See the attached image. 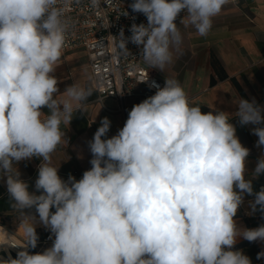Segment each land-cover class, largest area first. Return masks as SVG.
Returning <instances> with one entry per match:
<instances>
[{
  "label": "clouds",
  "instance_id": "obj_1",
  "mask_svg": "<svg viewBox=\"0 0 264 264\" xmlns=\"http://www.w3.org/2000/svg\"><path fill=\"white\" fill-rule=\"evenodd\" d=\"M227 3L134 0L129 7L147 24L133 23L130 37L122 29L113 38L124 55L129 41L142 45L143 62L164 72L172 49L183 43L177 17L183 12L180 25L204 37ZM100 4L91 0L93 8ZM66 11L60 0H0V176L24 217L26 237L25 250L0 264H252L242 250H232L240 238L264 242V225L241 229L234 220L244 193L255 196L253 211L259 205L264 212V187L253 193L245 178L250 150L229 122L232 114L202 113L174 78H165L162 88L153 81L155 94L134 105L111 138H104L111 121L101 120L89 141L92 167L81 179L58 175L51 154L65 136L61 124L69 126L92 95L72 84L58 98L60 82L52 73L70 28ZM237 107L240 125H255L256 146H264V107L242 98ZM32 158L41 160L39 195L18 169ZM261 173L264 156L251 175ZM32 208L55 236L43 253L27 250L38 241L36 217L23 211Z\"/></svg>",
  "mask_w": 264,
  "mask_h": 264
},
{
  "label": "crops",
  "instance_id": "obj_2",
  "mask_svg": "<svg viewBox=\"0 0 264 264\" xmlns=\"http://www.w3.org/2000/svg\"><path fill=\"white\" fill-rule=\"evenodd\" d=\"M183 15L182 12L176 20L183 43L178 49H172L173 62L164 72L146 65L163 86L165 78L178 80L190 104L200 105L202 113L220 110L232 114L229 122L236 127V135L241 144L250 150L246 158L245 178L251 179L253 193L259 192L264 187V173L255 178L251 174L258 160L264 156V146H256L258 137L252 132L256 126H241L234 114L238 111L237 103L240 98L249 101L254 99L264 107V0H229L221 13L213 19L212 29L204 37L198 36L194 28L180 25ZM55 71L62 72L56 76L60 82L58 98L72 84L92 89V95L83 102L82 111L74 112L69 126L61 124V131L65 136L51 154V165L58 168V175L63 180L67 181L70 175L79 180L92 167L89 141L100 127L101 120L107 117L111 121L110 130L104 137L111 138L123 128L132 107L152 95L144 97V87L136 84L135 93L125 97L122 102L113 97L98 100L90 85L87 57L80 49L62 52ZM42 110L48 114L47 109ZM40 163L39 158H32L18 164L20 179L29 185L30 192H36L35 181ZM36 194L39 195L40 192ZM254 199V195H243V203L234 217L241 229L264 225V212L260 211L259 205L256 206L258 215L250 207V202ZM23 211L26 215L38 217L35 208ZM244 211L248 214L245 215ZM0 217L11 222L24 221L21 213L12 207L6 177L2 176ZM232 250H242L252 264H264V258L257 259V254L264 251L262 241L249 242L240 238Z\"/></svg>",
  "mask_w": 264,
  "mask_h": 264
},
{
  "label": "built area",
  "instance_id": "obj_3",
  "mask_svg": "<svg viewBox=\"0 0 264 264\" xmlns=\"http://www.w3.org/2000/svg\"><path fill=\"white\" fill-rule=\"evenodd\" d=\"M60 2L62 5L67 4L66 16L71 22L62 52L77 49L85 52L90 85L98 100L113 97L122 102L125 97L135 93L136 84L144 87V97L157 91L155 87H150L153 81L163 87L162 82L143 62L140 56L142 45L137 46L129 41L127 48L130 55H124L113 38L118 37L122 29L124 36L130 37L133 23L147 24L144 14L135 13L129 7L134 0H109L107 3L101 0L97 8L92 7L91 0ZM125 11L127 16L123 15ZM253 212L258 215L257 210ZM243 213L248 214L247 211ZM13 226V222L0 217V262L8 260L9 257L15 259L19 251L25 250L23 246L26 244V238L21 237L18 227L14 229ZM27 250L30 251V246Z\"/></svg>",
  "mask_w": 264,
  "mask_h": 264
},
{
  "label": "rangeland",
  "instance_id": "obj_4",
  "mask_svg": "<svg viewBox=\"0 0 264 264\" xmlns=\"http://www.w3.org/2000/svg\"><path fill=\"white\" fill-rule=\"evenodd\" d=\"M61 73H62L61 71H54L52 75L56 77ZM21 223H22L21 220H16V222H13V225H14L13 227L14 229L18 227L19 232H21L23 236H25L24 224L21 225ZM35 229L38 235V240H40L41 242L37 243V246L35 248L30 247V251H29L30 254L43 253L46 249L52 246L53 241L55 239V236L50 232V230L47 229L42 223L39 222V217H36ZM42 235H46L47 237L42 239L41 237Z\"/></svg>",
  "mask_w": 264,
  "mask_h": 264
},
{
  "label": "bare ground",
  "instance_id": "obj_5",
  "mask_svg": "<svg viewBox=\"0 0 264 264\" xmlns=\"http://www.w3.org/2000/svg\"><path fill=\"white\" fill-rule=\"evenodd\" d=\"M24 224V221L21 223V225H23ZM18 234L21 236V237H25V236H23V234L21 233V232H19V230H18Z\"/></svg>",
  "mask_w": 264,
  "mask_h": 264
},
{
  "label": "trees",
  "instance_id": "obj_6",
  "mask_svg": "<svg viewBox=\"0 0 264 264\" xmlns=\"http://www.w3.org/2000/svg\"><path fill=\"white\" fill-rule=\"evenodd\" d=\"M41 237H42V239H44V238H46L47 236H46V235H42Z\"/></svg>",
  "mask_w": 264,
  "mask_h": 264
}]
</instances>
